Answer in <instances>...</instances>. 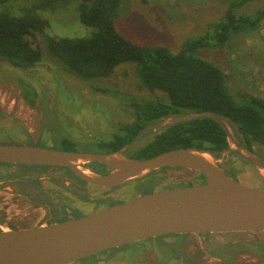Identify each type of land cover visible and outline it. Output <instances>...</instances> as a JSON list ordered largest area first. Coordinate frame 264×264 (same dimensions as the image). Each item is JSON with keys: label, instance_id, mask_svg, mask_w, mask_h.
Here are the masks:
<instances>
[{"label": "trees", "instance_id": "1", "mask_svg": "<svg viewBox=\"0 0 264 264\" xmlns=\"http://www.w3.org/2000/svg\"><path fill=\"white\" fill-rule=\"evenodd\" d=\"M73 1L77 3V15L82 24L92 28L90 33L72 37L45 36L44 31L51 24L50 13H63L61 10ZM119 1L0 0L1 62L30 69L42 60L45 50L64 68L86 81L111 75L119 64L133 63L141 84H137L138 87L159 91L166 98L132 100L133 123L123 125L122 132L101 144L104 152L120 149L139 130L163 118L213 111L227 120L242 146L251 153L259 149L264 155V98L244 94L237 100L229 90L225 72L196 54L197 49L204 46L221 47L232 34L256 26L264 18V8L250 18L234 12L248 0L232 2L224 15L213 23L211 33L190 39L172 52L164 45H137L120 34L114 25ZM37 35L43 38L44 49L35 42ZM25 86V96H29L33 90ZM96 90L103 89L97 87ZM143 138L144 142H137L128 152L129 157L146 158L168 149L193 147L211 150L217 158L228 149L227 134L210 116L172 122ZM74 145L73 141H64L63 149L74 150ZM162 172V169L150 172L141 182V193L152 192L158 186L171 187L170 182L164 183ZM198 178L203 179L201 175Z\"/></svg>", "mask_w": 264, "mask_h": 264}, {"label": "water", "instance_id": "2", "mask_svg": "<svg viewBox=\"0 0 264 264\" xmlns=\"http://www.w3.org/2000/svg\"><path fill=\"white\" fill-rule=\"evenodd\" d=\"M200 116H210L223 127L227 150L264 170V158L239 144L227 120L213 111L173 116L110 152L0 142V162L66 166L82 180L101 187L123 185L165 167L192 170L203 177L194 184L136 195L69 220L0 231V264H73L165 234L264 231V188L227 174L213 151L179 147L146 158L125 156L143 133ZM91 162L103 164L109 171L100 174L85 167Z\"/></svg>", "mask_w": 264, "mask_h": 264}, {"label": "rangeland", "instance_id": "3", "mask_svg": "<svg viewBox=\"0 0 264 264\" xmlns=\"http://www.w3.org/2000/svg\"><path fill=\"white\" fill-rule=\"evenodd\" d=\"M235 1L239 0H120L116 8L114 25L120 34L137 45H164L172 52H176L184 42L211 33L213 23L218 21ZM75 2L62 9L61 14L56 11L50 13L51 24L45 29V36L72 37L86 36L90 33L92 28L85 27L80 21ZM262 8L264 0H248L236 7L234 12L253 18ZM35 42L44 49L41 36L37 35ZM196 54L225 72L226 83L237 100L244 94L264 98V18L256 26L246 27L232 34L223 46H204L197 49ZM42 55V60L30 69H15L0 62V108L11 113L5 114L6 117L0 115L2 143L11 136L9 133L12 131H30L35 137L47 133L41 140L43 146L62 145L51 126L39 130V123L43 121L39 115L40 105L37 109L30 107L25 102L27 99L39 103L59 102V105L63 106L67 103L69 110L74 112L79 107L72 105V101L79 102V106L83 107L81 116L85 117L83 121H86V130H83V133L88 137L97 138L100 135L110 136L107 132L105 134L102 127H106L107 122H111L112 116L115 115V112L107 113L103 106L165 96L159 91L150 92L138 87L141 84L134 73L133 63L119 64L111 75L86 81L64 68L45 50ZM25 85L33 90L29 96H25ZM97 87L104 91L96 90ZM60 110L58 106L57 116L63 115ZM231 131L233 133L232 129ZM144 141L145 138L139 139L138 143ZM78 147L83 151L94 150L96 146L79 143ZM254 150L255 152L251 154L264 158L259 149ZM215 159L222 170L230 176L254 187L264 188V170L243 160L232 150L223 152ZM163 175L165 179L169 178L174 182L193 178V173L184 169L165 170L162 172ZM142 181L143 179L137 180L126 191L124 190L126 192L124 200L141 194Z\"/></svg>", "mask_w": 264, "mask_h": 264}, {"label": "flooded vegetation", "instance_id": "4", "mask_svg": "<svg viewBox=\"0 0 264 264\" xmlns=\"http://www.w3.org/2000/svg\"><path fill=\"white\" fill-rule=\"evenodd\" d=\"M25 102L35 109L40 105L39 115L43 121L39 123V130L49 126L54 128L56 138L62 145L50 148L63 149V142L70 140L75 144L74 150H80L79 143H85L94 144L96 147L94 150L83 151L104 152V146L101 144L122 132L123 125L132 124L134 121L131 115L133 101L118 104L113 102L116 105L103 106L107 113L115 112L113 120L107 122L106 127H102L105 134L109 133L110 136L88 137L83 133V130H86V121H83L85 117L81 116L83 107L79 106V102L72 101V105L79 107L75 112L69 110L67 103L63 106L59 105V102L53 104L50 101L39 103L35 100H25ZM58 106L61 108L62 116L56 115ZM5 114L11 113L0 108V115L6 117ZM171 117L163 118L157 124ZM167 124L169 123L165 125ZM153 126L139 130L136 135ZM163 126L143 133L136 139L134 145L139 139ZM9 135L11 136L3 143L48 147L41 144L43 135L35 137L30 131H12ZM2 137L0 134V140ZM133 146L126 150L125 156L129 157L128 152ZM85 167L100 174L109 171L108 167L96 162L87 163ZM161 169L169 171L183 168ZM188 171L193 173L192 179L174 182L166 178L171 185L169 188L182 187L202 180L198 179L196 172ZM149 173L123 185L101 187L82 180L66 166L0 162V231L69 220L99 207L121 202L126 194L124 190L126 191L137 180L144 179ZM166 179L164 178L165 184ZM159 187L154 190H162ZM73 264H264V231L165 234L105 250Z\"/></svg>", "mask_w": 264, "mask_h": 264}]
</instances>
